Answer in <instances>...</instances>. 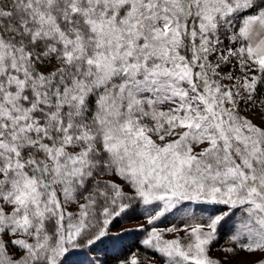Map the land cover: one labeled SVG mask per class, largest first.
I'll use <instances>...</instances> for the list:
<instances>
[{"label":"snow or ice","instance_id":"snow-or-ice-1","mask_svg":"<svg viewBox=\"0 0 264 264\" xmlns=\"http://www.w3.org/2000/svg\"><path fill=\"white\" fill-rule=\"evenodd\" d=\"M0 264H264V0H0Z\"/></svg>","mask_w":264,"mask_h":264},{"label":"rangeland","instance_id":"rangeland-1","mask_svg":"<svg viewBox=\"0 0 264 264\" xmlns=\"http://www.w3.org/2000/svg\"><path fill=\"white\" fill-rule=\"evenodd\" d=\"M142 220H132L129 223L125 225H118L117 227L113 228V232H118L120 231L121 227H128V228H133L142 223ZM167 222L164 224H160L158 226L164 227L166 226ZM145 236L144 232L140 231H135V232H130L129 234L124 235L123 240L116 244L115 246L109 245L107 249V253L111 255L113 258L115 256H120V257H127L131 255L132 253L136 252L139 253L140 255H145V248L140 244L141 239ZM224 244V239L222 238L219 243L217 244L216 248L221 247ZM150 255V253H149ZM213 256L219 257L222 255L221 252L217 251L215 248L213 249L212 252ZM238 259H247V260H258L260 259V254H257L255 256L251 257H246L244 254H241V257Z\"/></svg>","mask_w":264,"mask_h":264},{"label":"trees","instance_id":"trees-1","mask_svg":"<svg viewBox=\"0 0 264 264\" xmlns=\"http://www.w3.org/2000/svg\"><path fill=\"white\" fill-rule=\"evenodd\" d=\"M122 240H123V238H122ZM122 240H121V241H122ZM121 241H120V242H121ZM120 242H119V243H120ZM144 250H145V252L147 251L146 249H144ZM102 258H104V259H108V260H112V259H113V257H112L111 255H109L108 253H107L106 256H103V255H102Z\"/></svg>","mask_w":264,"mask_h":264}]
</instances>
